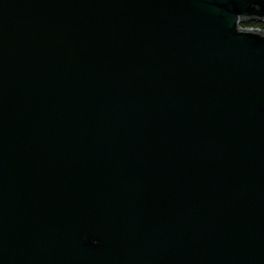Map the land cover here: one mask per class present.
Returning <instances> with one entry per match:
<instances>
[{"label":"water","instance_id":"95a60500","mask_svg":"<svg viewBox=\"0 0 264 264\" xmlns=\"http://www.w3.org/2000/svg\"><path fill=\"white\" fill-rule=\"evenodd\" d=\"M264 0H0V264H264Z\"/></svg>","mask_w":264,"mask_h":264},{"label":"trees","instance_id":"16d2710c","mask_svg":"<svg viewBox=\"0 0 264 264\" xmlns=\"http://www.w3.org/2000/svg\"><path fill=\"white\" fill-rule=\"evenodd\" d=\"M242 27L258 28L264 31V23L261 22H250L242 24Z\"/></svg>","mask_w":264,"mask_h":264}]
</instances>
